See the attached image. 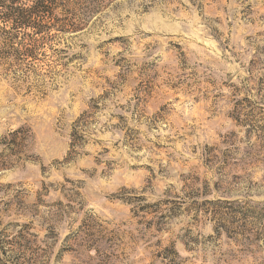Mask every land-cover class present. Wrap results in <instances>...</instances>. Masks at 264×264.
<instances>
[{
    "label": "rangeland",
    "instance_id": "374dc122",
    "mask_svg": "<svg viewBox=\"0 0 264 264\" xmlns=\"http://www.w3.org/2000/svg\"><path fill=\"white\" fill-rule=\"evenodd\" d=\"M35 2L0 0L43 27L0 22V264H264V0Z\"/></svg>",
    "mask_w": 264,
    "mask_h": 264
},
{
    "label": "trees",
    "instance_id": "16d2710c",
    "mask_svg": "<svg viewBox=\"0 0 264 264\" xmlns=\"http://www.w3.org/2000/svg\"><path fill=\"white\" fill-rule=\"evenodd\" d=\"M40 5H41L40 0H36L34 6L39 7ZM32 9L33 8L29 9L28 11H33ZM11 16L16 17V19L18 20V22H16V23H19V25L21 26L22 29L32 30L35 33H41L43 27H41V25H39V23H35V22L29 23L31 16H29V18L22 17V11L19 10V8L13 10L10 14H6L4 18H1L0 22L6 23V24H11L12 21L14 20L11 18ZM11 52L13 53V55H17V53L19 51L17 49H11Z\"/></svg>",
    "mask_w": 264,
    "mask_h": 264
}]
</instances>
